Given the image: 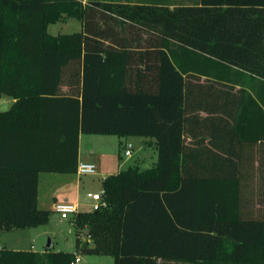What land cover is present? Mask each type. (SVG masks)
<instances>
[{
  "label": "trees",
  "instance_id": "obj_1",
  "mask_svg": "<svg viewBox=\"0 0 264 264\" xmlns=\"http://www.w3.org/2000/svg\"><path fill=\"white\" fill-rule=\"evenodd\" d=\"M225 11L0 0V97L13 98L0 109V230L48 222L38 172L76 170L78 131L115 135L123 151L121 138L141 136L157 152L149 168L105 176L104 205L72 214L74 252L0 245V264H72L79 253L112 264H264V34L234 33ZM63 18L80 31L49 33ZM67 145L70 166L42 161V148Z\"/></svg>",
  "mask_w": 264,
  "mask_h": 264
},
{
  "label": "crops",
  "instance_id": "obj_2",
  "mask_svg": "<svg viewBox=\"0 0 264 264\" xmlns=\"http://www.w3.org/2000/svg\"><path fill=\"white\" fill-rule=\"evenodd\" d=\"M160 2H167L170 7L174 4H185V5H210L216 6L217 9H229L225 11L221 18L226 21H232L234 24V33L248 36H256L264 34V0H159ZM206 3V4H205ZM258 27V28H257ZM13 98L7 95H1L0 106L4 103V107L1 110L7 109ZM72 130V129H71ZM61 131V128H55L52 133L56 136ZM45 132V131H44ZM45 136V134H43ZM130 137V136H129ZM129 138L126 142L131 141ZM124 144V145H125ZM141 145L147 146L151 150V166L156 162L157 152L152 142L142 137ZM133 147V146H132ZM31 153L35 158L36 148L31 147ZM97 147H90L87 152H83L81 148V133L78 131L77 134V152H76V165L80 161L92 162L95 164V173L93 174H79L75 170L68 171H39L37 179V192H36V203L39 208L53 210L55 202H66L73 203L77 206V211L86 210L85 207L94 204V200L88 196V193H102V179L108 174L115 173L120 169H124L129 165H137L140 168V159L134 160L133 164H128L123 167L127 159L130 156L117 157L118 161L115 162L113 158L103 157L99 154ZM73 153L72 146L67 145L65 149L54 147L53 150H47L42 148L40 152L42 161L51 165H60L68 167L70 166V156ZM98 154V155H96ZM124 156V155H123ZM139 160V161H138ZM142 161V159H141ZM116 169V170H114ZM144 169V168H142ZM57 214V213H56ZM69 222H71V216L68 215ZM74 232V229H73ZM51 245V244H50ZM4 246V245H3ZM6 247V246H5ZM32 244L29 248H9V249H29L33 250ZM8 248V247H6ZM39 254L47 252V249L33 250ZM69 251V250H67Z\"/></svg>",
  "mask_w": 264,
  "mask_h": 264
},
{
  "label": "rangeland",
  "instance_id": "obj_3",
  "mask_svg": "<svg viewBox=\"0 0 264 264\" xmlns=\"http://www.w3.org/2000/svg\"><path fill=\"white\" fill-rule=\"evenodd\" d=\"M81 22L76 18H63L48 25L49 33H70L80 31ZM4 103L1 104L0 109H3ZM129 138L132 143V156L127 159L123 167L128 164H133L134 160L140 159V168L151 167V150L147 146L141 145V136H130L121 138L123 143ZM128 139V140H129ZM95 146L100 151L99 154L103 157L115 158L118 161V154L123 156V148L118 146V137L115 135H101V134H81V148L83 152ZM98 155V154H96ZM142 159V161H141ZM139 161V160H138ZM116 170V169H114ZM86 210H93L92 206L85 207ZM69 217H60L58 214L52 212L47 223L29 228H13L10 230H0V245L8 248H26L32 244L33 250L47 249L49 251H65L74 252V232L73 227L69 222ZM84 230L81 231V239H85ZM48 241L51 245H48ZM69 250V251H67ZM43 264H47L46 259L42 257ZM75 264H112V257L103 254L79 253V261ZM178 264V263H174Z\"/></svg>",
  "mask_w": 264,
  "mask_h": 264
},
{
  "label": "built area",
  "instance_id": "obj_4",
  "mask_svg": "<svg viewBox=\"0 0 264 264\" xmlns=\"http://www.w3.org/2000/svg\"><path fill=\"white\" fill-rule=\"evenodd\" d=\"M84 2V0H82ZM132 149V143L126 142L125 148L123 151L124 156H130ZM76 171L79 174H93L95 173V164L92 162L80 161L76 166ZM88 196L94 200V204L92 205L93 209H96L102 205H104V201L101 199V194L96 193H88ZM53 210L62 218L67 217L68 215H72L77 211V206L73 203L66 202H55L53 205ZM79 261V255L75 256V259L71 262L75 264Z\"/></svg>",
  "mask_w": 264,
  "mask_h": 264
},
{
  "label": "water",
  "instance_id": "obj_5",
  "mask_svg": "<svg viewBox=\"0 0 264 264\" xmlns=\"http://www.w3.org/2000/svg\"><path fill=\"white\" fill-rule=\"evenodd\" d=\"M51 242L48 241V245L50 246Z\"/></svg>",
  "mask_w": 264,
  "mask_h": 264
}]
</instances>
